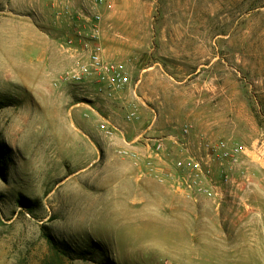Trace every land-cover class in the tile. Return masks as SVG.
<instances>
[{"label":"rangeland","instance_id":"374dc122","mask_svg":"<svg viewBox=\"0 0 264 264\" xmlns=\"http://www.w3.org/2000/svg\"><path fill=\"white\" fill-rule=\"evenodd\" d=\"M162 260L264 264V0H0V264Z\"/></svg>","mask_w":264,"mask_h":264},{"label":"built area","instance_id":"2783aa9c","mask_svg":"<svg viewBox=\"0 0 264 264\" xmlns=\"http://www.w3.org/2000/svg\"><path fill=\"white\" fill-rule=\"evenodd\" d=\"M83 73L86 76L89 75H101L102 79L106 78L108 82V87L110 89V92L108 96H112V93H116L118 90H120L124 83L127 81L125 77L122 76L121 74V66L115 65V64H110L106 63L100 56V53L98 49H95L87 58V60L82 63L78 70H71L69 74L71 75V79L77 81L81 80V76L76 73ZM133 114L131 113L127 119L129 120ZM114 128L109 127V123L106 121H102V123L99 125V130L106 135H111L112 131ZM184 132H187V128H185ZM225 144L224 142H217L216 144L212 145L210 143H204L203 144V149L207 152H212V153H221L225 149ZM164 146L163 143L158 142L156 147L152 149V153H155L156 156L158 155V152L163 151ZM243 152V147H235L233 150V154H230L229 152L224 153V156L228 157L232 163L237 161V155L241 154ZM125 153V152H124ZM134 157V156H133ZM178 166H180L182 163L179 162L177 163ZM198 165H195L194 167L196 168ZM157 264H175L171 260H162Z\"/></svg>","mask_w":264,"mask_h":264},{"label":"crops","instance_id":"0c3cea01","mask_svg":"<svg viewBox=\"0 0 264 264\" xmlns=\"http://www.w3.org/2000/svg\"><path fill=\"white\" fill-rule=\"evenodd\" d=\"M148 100H151V98L150 99L148 98ZM153 101H154V97H153ZM152 104L154 105V103ZM149 111L151 113V119L148 122L149 128L155 125V123L156 126L157 125L159 126L158 128H171L177 122H181V123L185 122V123H192L197 130L206 132L213 137L219 136L220 115H219V99L217 96L212 98L210 101V113L199 116L197 118L196 117L190 118L188 115H185L184 117L179 116L178 120L174 116H169L167 120L166 118L163 117V119L161 120L160 116L158 118L155 109L150 108Z\"/></svg>","mask_w":264,"mask_h":264},{"label":"trees","instance_id":"16d2710c","mask_svg":"<svg viewBox=\"0 0 264 264\" xmlns=\"http://www.w3.org/2000/svg\"><path fill=\"white\" fill-rule=\"evenodd\" d=\"M52 247H54V245L52 244Z\"/></svg>","mask_w":264,"mask_h":264}]
</instances>
